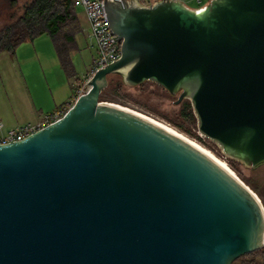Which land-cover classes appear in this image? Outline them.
Listing matches in <instances>:
<instances>
[{"label":"water","instance_id":"water-1","mask_svg":"<svg viewBox=\"0 0 264 264\" xmlns=\"http://www.w3.org/2000/svg\"><path fill=\"white\" fill-rule=\"evenodd\" d=\"M119 56L57 119L0 143V264H229L264 243L253 190L188 138L99 99L107 74L188 99L226 158L264 161V0H106Z\"/></svg>","mask_w":264,"mask_h":264},{"label":"rangeland","instance_id":"rangeland-1","mask_svg":"<svg viewBox=\"0 0 264 264\" xmlns=\"http://www.w3.org/2000/svg\"><path fill=\"white\" fill-rule=\"evenodd\" d=\"M23 1L16 0L14 9ZM183 2L189 7H196L200 4L196 0H183ZM75 12L81 20V31L75 34L77 48L71 51V61L76 73L75 76L81 78L91 65L94 50L87 46L89 37L84 12L79 6H75ZM5 13V9L3 11L0 10V23L4 21ZM45 39L48 40V36L41 34L33 38V42L31 40L21 42L16 46L13 54L5 51L0 52V133L5 132L11 125L14 126L15 122L17 124L25 122L22 121L23 116L26 115V107L27 105L30 106L29 101L32 100V98L30 100V97L29 101L24 98L23 94L28 92L26 86L35 85L41 97L46 98L44 96H49L51 98V84L56 75L55 69L52 65L49 66L44 62V56H42V63L37 58L30 57L33 49L41 50ZM58 65L60 66V64ZM61 71V74L65 76L62 69ZM125 92L126 95H113V99L110 101L137 110L139 113L142 112L167 124V126L173 127L167 121V116L172 118L178 116V105L174 102L176 97L169 96L166 91L150 83L137 88H127ZM34 96L36 102L40 101L37 94ZM36 117L37 114H34V117L29 121H34ZM173 128L222 160L251 189V186L255 187L256 191L253 192L258 196L264 207V165L257 168H249L238 163L236 165L237 170H235L229 166L226 158L215 145L198 133L196 127H191V134L180 131L175 127Z\"/></svg>","mask_w":264,"mask_h":264},{"label":"trees","instance_id":"trees-1","mask_svg":"<svg viewBox=\"0 0 264 264\" xmlns=\"http://www.w3.org/2000/svg\"><path fill=\"white\" fill-rule=\"evenodd\" d=\"M15 3L16 0H0V10H6L4 21L0 23V52L13 54L16 46L21 42L46 34L55 49L58 63L69 80L71 88L75 89L78 77L75 76L71 51L77 48L75 34L81 31V20L75 12L73 0H24L14 9ZM106 77L107 85L101 91L99 99L110 101L113 95H126L127 88H135L126 86L118 73H109ZM148 83L154 84L145 81L136 88ZM166 94L177 97L167 91ZM73 99L59 103L56 107L62 105L68 107ZM174 102L178 105V116L175 118L167 116V121L180 131L191 134V127L195 128L196 123L189 100L181 98L177 102L175 99ZM226 160L235 170H237L238 163L243 165L230 158ZM261 165H264V161L249 168H257ZM251 187L253 191H256L255 187ZM229 264H264V243L258 249L255 248L253 251L239 255Z\"/></svg>","mask_w":264,"mask_h":264},{"label":"built area","instance_id":"built-area-1","mask_svg":"<svg viewBox=\"0 0 264 264\" xmlns=\"http://www.w3.org/2000/svg\"><path fill=\"white\" fill-rule=\"evenodd\" d=\"M122 3L123 0H117ZM149 3L153 0H140ZM74 6H79L84 12L88 26V48L94 50V56L89 69L81 78L76 81L74 98L83 93L88 87L87 79L98 69L116 59L120 54V42L116 34L112 33L109 26L107 11L105 8L106 0H73ZM67 106L62 105L53 108L51 111L42 114L37 120L25 122L9 127L5 132L0 133V143L21 139L31 132L43 127L47 123L60 117ZM1 127V123H0Z\"/></svg>","mask_w":264,"mask_h":264},{"label":"crops","instance_id":"crops-1","mask_svg":"<svg viewBox=\"0 0 264 264\" xmlns=\"http://www.w3.org/2000/svg\"><path fill=\"white\" fill-rule=\"evenodd\" d=\"M196 1L200 2V4L201 3L203 4L207 0H196ZM42 56H44V62H46L47 65L49 66L52 65V67L55 69L56 72L53 83L51 84L52 85L51 98L49 96H44L46 98L41 97L39 91L36 90L35 85L31 86L28 85L27 83L28 87L26 86V90L28 92L26 94L24 93L23 95L24 98H26L28 101H29V97L30 100L32 98L31 101L33 102L31 104V101H29L30 106L27 105L26 107V115L23 116L24 118L22 120L25 122H32L29 120H31V118L34 117V114H37V117L35 118V120H37V118H39L42 114L44 115L45 113L51 111L53 108L59 105V103H62L66 100L71 101V99H73L75 96V89L71 88L69 80L66 78V76H63V74H61L62 71L60 69L61 67L58 65L59 61L56 56L55 49L49 39L48 40L45 39V41H43L41 50H37L35 48L33 49V52H31L30 54V57L37 58L41 63L43 62ZM35 94H37L40 101L36 102L34 100ZM15 123L17 124V122ZM10 127H12V125Z\"/></svg>","mask_w":264,"mask_h":264},{"label":"bare ground","instance_id":"bare-ground-1","mask_svg":"<svg viewBox=\"0 0 264 264\" xmlns=\"http://www.w3.org/2000/svg\"><path fill=\"white\" fill-rule=\"evenodd\" d=\"M144 115H146V114H144ZM146 116H148L151 120H153V121H155V122H157V123H159V124L165 126L167 129L179 133V131H177V130L174 129L173 127H170L169 125L167 126V124H165V123H163V122H161V121H159V120H156L155 118H153V117H151V116H149V115H146ZM179 134L182 135V136H184V137H186V136L183 135L181 132H180ZM186 138H188V137H186ZM188 139H189V138H188ZM189 141H190L193 145H195L197 148H199L200 150H202L204 153H206L209 157L211 156V158H212L216 163H218V164L221 165L223 168H225V169H227V170L230 171V169L228 168V166H226V164H225L222 160H220L219 158H217L216 156H214L212 153H210V152L207 151L206 149H204V148H202L201 146H199L197 143H195V142L192 141L191 139H189Z\"/></svg>","mask_w":264,"mask_h":264}]
</instances>
